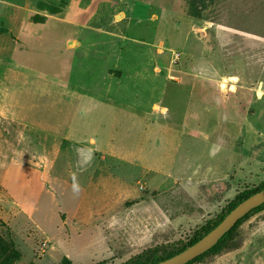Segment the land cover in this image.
Here are the masks:
<instances>
[{
  "label": "rangeland",
  "instance_id": "obj_1",
  "mask_svg": "<svg viewBox=\"0 0 264 264\" xmlns=\"http://www.w3.org/2000/svg\"><path fill=\"white\" fill-rule=\"evenodd\" d=\"M108 39L119 41L121 67L135 69L133 79L121 84L141 91L131 103L148 108L160 99L168 115L180 119L192 81H200L205 95L200 97L201 117L192 114L179 152L167 154L165 161L158 134L148 163L149 190L142 184L145 193L133 187L138 197L148 194L147 200L120 216L121 221L106 224L112 253L86 264H122L147 248L188 246L245 194L264 185V0H0L4 113L24 125H34L37 114L56 120L53 106L70 101L69 95L62 96L67 100L59 96L68 83L104 89L108 84L99 76L113 62L99 58L96 49L69 41ZM174 53L179 54L176 62ZM155 56L170 81L159 80L158 85L166 83L165 92L151 96L148 81L138 72ZM129 99L126 95V103ZM12 126L0 125L5 151L19 144L14 131L20 124ZM25 143L20 150L33 153L36 144ZM25 173L15 163L8 173L11 184L24 183ZM214 181L219 182L218 193L208 202L199 185ZM79 195L68 189L59 196L62 207L65 199L73 203ZM3 211L0 235L12 239L23 254L16 264L36 261V254L42 257L35 227L19 217L6 220ZM29 239L36 242L35 249ZM192 264H264V208Z\"/></svg>",
  "mask_w": 264,
  "mask_h": 264
},
{
  "label": "crops",
  "instance_id": "obj_2",
  "mask_svg": "<svg viewBox=\"0 0 264 264\" xmlns=\"http://www.w3.org/2000/svg\"><path fill=\"white\" fill-rule=\"evenodd\" d=\"M82 46L96 49L99 58L113 62L99 76L101 83L103 80L108 84L104 89L94 86L83 89L68 83V90H60L59 96L69 95V104L57 103L52 109L57 119H49V114H37L40 119L34 125L9 118L4 113V105H0V125L20 124L14 131L19 144L12 148L13 151L11 148L5 151V141H0V183L3 184L0 186V208L6 220L12 222L19 217L35 227L44 252L40 257L34 250L37 260L32 262L36 264H41L43 259L47 260L45 264H58L64 256L70 257L75 264L110 257L112 251L105 226L121 221L120 216L147 200L148 194L138 197L133 187L145 193L140 188L142 184L149 190L148 175L152 169L148 163L153 157L152 144L159 142L158 134L163 137L161 153L165 161L167 154L172 157L173 152H179L191 121L193 123L192 114L201 117L200 97L205 95V88L201 89L199 80L188 84L190 91L184 114L175 119L173 114L168 115L166 106L160 105V99L148 108L131 103L133 96L136 100L141 91L121 87L125 79L132 80L136 73L130 65L121 67L118 39L89 44L78 40L76 47ZM138 73L148 81L151 96L158 91L165 92V82L170 80L163 74L158 56ZM161 79L165 82L158 85ZM126 95H130L127 103ZM29 126L31 130H27ZM26 131L28 137H25ZM24 141L36 144L33 153L20 150ZM142 144L148 146L144 148ZM15 163L26 172L21 177L24 183L19 179L18 185L11 184L8 175ZM74 184L80 195L73 203L65 199L64 209L59 196ZM29 241L35 249L36 242Z\"/></svg>",
  "mask_w": 264,
  "mask_h": 264
},
{
  "label": "trees",
  "instance_id": "obj_3",
  "mask_svg": "<svg viewBox=\"0 0 264 264\" xmlns=\"http://www.w3.org/2000/svg\"><path fill=\"white\" fill-rule=\"evenodd\" d=\"M219 182H203L200 183V195H202L204 197V199H206L208 202L209 201H213L215 200L216 194L218 193V188L217 186L214 185H218ZM217 188V189H215ZM264 188V185L259 187L258 189H256L253 192L247 193L245 194L238 202H236L235 204H233L230 209L228 210V212L224 215H222L220 217V219L218 221H216L210 228L206 229L204 231V233L202 234H198L190 243V245H192L193 243L197 242L199 239H201L205 234H207L210 230H212L215 226H217L222 220L223 218L233 209L235 208L241 201H243L244 199H246L247 197H249L250 195H252L253 193L260 191ZM157 195V194H155ZM205 200V201H206ZM264 208V204H262L261 206L251 210L246 216H244L242 219H240L238 221V223L229 231L227 232L223 238H221V240L210 250H208L207 252H205L204 254H202L201 256L195 258L194 260H192L191 262L187 263V264H192L193 262L201 259L203 256H205L206 254H208L209 252H212L216 249H218L221 245V243L229 238L237 229V227L243 223L245 220H247L253 213L257 212L258 210ZM188 245V246H190ZM188 246H183L181 248H172L171 246H160V247H156V248H147L145 249L143 252H141L140 254L134 256L133 258H131L130 260H128L127 262H124L122 264H154L156 262H159L161 260H164L166 258H169L181 251H183L184 249H186ZM23 259V254L22 252L19 250V248L16 246L15 242L12 239H6L3 236L0 235V264H16L17 262L21 261ZM28 264H36L35 262H30ZM58 264H75L74 261L68 257V256H64L63 259L61 260L60 263ZM94 264H108V262L106 261H100Z\"/></svg>",
  "mask_w": 264,
  "mask_h": 264
},
{
  "label": "water",
  "instance_id": "obj_4",
  "mask_svg": "<svg viewBox=\"0 0 264 264\" xmlns=\"http://www.w3.org/2000/svg\"><path fill=\"white\" fill-rule=\"evenodd\" d=\"M73 43L77 42L70 41L69 45ZM262 204H264V188L241 201L217 226H215L197 242L188 246L183 251L154 264H187L191 262L195 258L213 248L221 240V238H223V236L238 223L240 219L246 216L251 210L261 206Z\"/></svg>",
  "mask_w": 264,
  "mask_h": 264
},
{
  "label": "built area",
  "instance_id": "obj_5",
  "mask_svg": "<svg viewBox=\"0 0 264 264\" xmlns=\"http://www.w3.org/2000/svg\"><path fill=\"white\" fill-rule=\"evenodd\" d=\"M173 55H174V59H173V61L176 62V61L178 60V58H179V54L174 53Z\"/></svg>",
  "mask_w": 264,
  "mask_h": 264
},
{
  "label": "clouds",
  "instance_id": "obj_6",
  "mask_svg": "<svg viewBox=\"0 0 264 264\" xmlns=\"http://www.w3.org/2000/svg\"><path fill=\"white\" fill-rule=\"evenodd\" d=\"M73 190L78 191V186L76 184L73 185Z\"/></svg>",
  "mask_w": 264,
  "mask_h": 264
},
{
  "label": "flooded vegetation",
  "instance_id": "obj_7",
  "mask_svg": "<svg viewBox=\"0 0 264 264\" xmlns=\"http://www.w3.org/2000/svg\"><path fill=\"white\" fill-rule=\"evenodd\" d=\"M214 186H219V184L218 185H214ZM215 189H217V188H215Z\"/></svg>",
  "mask_w": 264,
  "mask_h": 264
}]
</instances>
